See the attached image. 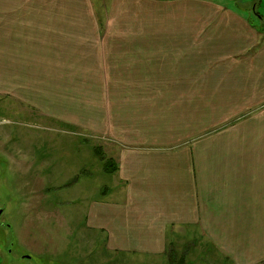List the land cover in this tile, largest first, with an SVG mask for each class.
<instances>
[{
	"label": "crops",
	"instance_id": "crops-1",
	"mask_svg": "<svg viewBox=\"0 0 264 264\" xmlns=\"http://www.w3.org/2000/svg\"><path fill=\"white\" fill-rule=\"evenodd\" d=\"M107 12L0 0V95L25 51L29 104L89 133L123 192L89 207L108 249L264 264V25L213 0H113Z\"/></svg>",
	"mask_w": 264,
	"mask_h": 264
},
{
	"label": "rangeland",
	"instance_id": "rangeland-1",
	"mask_svg": "<svg viewBox=\"0 0 264 264\" xmlns=\"http://www.w3.org/2000/svg\"><path fill=\"white\" fill-rule=\"evenodd\" d=\"M111 1L91 0L103 22ZM213 1L264 25V0ZM16 56L7 61L12 69L17 63V75L2 77L11 90L0 95V264H152V253L108 249L106 232L90 225L91 202L123 195L122 188H114L88 132L50 124L29 104V53Z\"/></svg>",
	"mask_w": 264,
	"mask_h": 264
},
{
	"label": "trees",
	"instance_id": "trees-1",
	"mask_svg": "<svg viewBox=\"0 0 264 264\" xmlns=\"http://www.w3.org/2000/svg\"><path fill=\"white\" fill-rule=\"evenodd\" d=\"M102 157H103V156H102ZM108 164H112V162H111V161H108V162H107V167H109Z\"/></svg>",
	"mask_w": 264,
	"mask_h": 264
}]
</instances>
